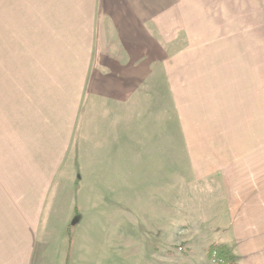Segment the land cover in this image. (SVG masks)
<instances>
[{
    "label": "crops",
    "instance_id": "crops-1",
    "mask_svg": "<svg viewBox=\"0 0 264 264\" xmlns=\"http://www.w3.org/2000/svg\"><path fill=\"white\" fill-rule=\"evenodd\" d=\"M171 14L181 48L205 50L186 60L194 85L168 92L178 144L217 200V243L204 249L264 264V0H0V264H45L67 182L83 231L86 215L122 214L123 191L153 174L139 84L148 88L155 46L163 52L154 17Z\"/></svg>",
    "mask_w": 264,
    "mask_h": 264
},
{
    "label": "rangeland",
    "instance_id": "rangeland-1",
    "mask_svg": "<svg viewBox=\"0 0 264 264\" xmlns=\"http://www.w3.org/2000/svg\"><path fill=\"white\" fill-rule=\"evenodd\" d=\"M154 19L155 44L163 52L158 56L155 46L152 79H148V88L145 82L139 84V96L149 94L152 108L147 118L152 121L149 131L154 137L146 151L154 156L153 174L140 175L138 179H143L137 188L123 191V197H131L132 202L122 199V214L116 207L115 218L105 217L95 223L86 215L83 231L80 217L72 215L76 211L71 210L78 206V192L67 182L54 202L57 213L48 217L47 248L41 253H46L45 264H214L206 256L208 247L204 249L215 234L208 223L217 205L214 189L190 170L187 151L178 144L177 129L171 126L176 115L168 96L169 87H183L186 80L194 85L195 81L187 78L192 77L189 74L194 73L195 67L188 63L205 50L181 48L183 38L178 34L175 15H155ZM142 104L147 101L143 99ZM141 120L139 113L138 121ZM138 134L143 135L140 127ZM145 179L149 183L148 194L140 191ZM109 211L114 212L109 207L106 215ZM112 217L116 223L110 222ZM41 237L42 231L40 244L44 241Z\"/></svg>",
    "mask_w": 264,
    "mask_h": 264
},
{
    "label": "trees",
    "instance_id": "trees-1",
    "mask_svg": "<svg viewBox=\"0 0 264 264\" xmlns=\"http://www.w3.org/2000/svg\"><path fill=\"white\" fill-rule=\"evenodd\" d=\"M206 256L214 264H237L236 256L223 245L211 244L206 249Z\"/></svg>",
    "mask_w": 264,
    "mask_h": 264
}]
</instances>
